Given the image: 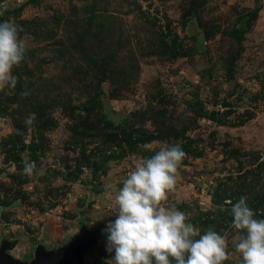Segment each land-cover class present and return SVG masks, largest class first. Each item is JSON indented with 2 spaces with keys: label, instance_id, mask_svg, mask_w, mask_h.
Wrapping results in <instances>:
<instances>
[{
  "label": "rangeland",
  "instance_id": "374dc122",
  "mask_svg": "<svg viewBox=\"0 0 264 264\" xmlns=\"http://www.w3.org/2000/svg\"><path fill=\"white\" fill-rule=\"evenodd\" d=\"M0 12L27 37L16 87L0 91V248L29 264L84 232L71 264H112L106 193L179 143L167 206L223 235L224 264H240L227 202L245 196L264 219V0H0ZM234 28L242 41L222 33Z\"/></svg>",
  "mask_w": 264,
  "mask_h": 264
},
{
  "label": "clouds",
  "instance_id": "9594fccd",
  "mask_svg": "<svg viewBox=\"0 0 264 264\" xmlns=\"http://www.w3.org/2000/svg\"><path fill=\"white\" fill-rule=\"evenodd\" d=\"M22 31L13 22H0V91L16 87L18 77L13 70L24 61L27 51ZM33 122L31 115L24 121L26 126ZM185 157L179 143L166 144L150 157L139 158L120 179L122 186L114 194L106 193L115 216L103 229L106 251L114 253L112 264H224L229 260V244L223 235L212 228L201 234L184 212L166 204L176 189ZM34 171V163H25V176L31 177ZM227 203L231 205L230 226L235 230L233 248L240 264H264V219L256 218L257 212L245 196ZM220 210L225 211L223 206Z\"/></svg>",
  "mask_w": 264,
  "mask_h": 264
},
{
  "label": "water",
  "instance_id": "95a60500",
  "mask_svg": "<svg viewBox=\"0 0 264 264\" xmlns=\"http://www.w3.org/2000/svg\"><path fill=\"white\" fill-rule=\"evenodd\" d=\"M89 237L83 232L74 236L69 243L56 251L48 252L41 247L36 248L35 258L29 264H71L81 260L86 250ZM0 264H22L8 255L6 247L0 248Z\"/></svg>",
  "mask_w": 264,
  "mask_h": 264
},
{
  "label": "trees",
  "instance_id": "16d2710c",
  "mask_svg": "<svg viewBox=\"0 0 264 264\" xmlns=\"http://www.w3.org/2000/svg\"><path fill=\"white\" fill-rule=\"evenodd\" d=\"M258 10L259 8L255 7L252 11V14H255ZM222 33L234 38L237 41H242L244 39V32L242 29H239V28H234L232 31H223ZM224 106L229 107L230 104L228 102H224ZM99 109L102 111V106L100 104H99ZM217 115H218V112H215V111H212L210 113L201 114L202 117L207 118L208 120H211V121H215V122L218 121ZM101 119L104 122H108L107 115L105 113L101 112ZM239 123L243 125L245 123V120H241Z\"/></svg>",
  "mask_w": 264,
  "mask_h": 264
},
{
  "label": "crops",
  "instance_id": "0c3cea01",
  "mask_svg": "<svg viewBox=\"0 0 264 264\" xmlns=\"http://www.w3.org/2000/svg\"><path fill=\"white\" fill-rule=\"evenodd\" d=\"M10 252H11V251H8V255H9V256H11ZM11 257H12V256H11ZM13 257H14V256H13ZM13 257H12V258H13ZM13 259H14V258H13ZM22 263H23V262H22ZM23 264H24V263H23Z\"/></svg>",
  "mask_w": 264,
  "mask_h": 264
}]
</instances>
